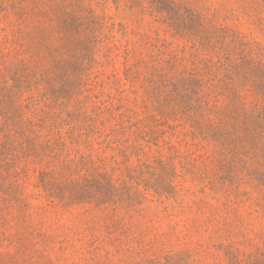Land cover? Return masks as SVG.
Returning a JSON list of instances; mask_svg holds the SVG:
<instances>
[{
    "label": "rangeland",
    "instance_id": "374dc122",
    "mask_svg": "<svg viewBox=\"0 0 264 264\" xmlns=\"http://www.w3.org/2000/svg\"><path fill=\"white\" fill-rule=\"evenodd\" d=\"M0 264H264V0H0Z\"/></svg>",
    "mask_w": 264,
    "mask_h": 264
}]
</instances>
